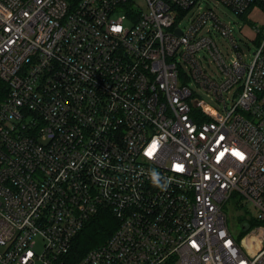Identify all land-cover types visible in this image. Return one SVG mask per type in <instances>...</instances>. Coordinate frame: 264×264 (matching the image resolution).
Returning <instances> with one entry per match:
<instances>
[{
  "label": "built area",
  "instance_id": "obj_1",
  "mask_svg": "<svg viewBox=\"0 0 264 264\" xmlns=\"http://www.w3.org/2000/svg\"><path fill=\"white\" fill-rule=\"evenodd\" d=\"M213 1L249 24L248 61L212 0H0V264H264V0Z\"/></svg>",
  "mask_w": 264,
  "mask_h": 264
},
{
  "label": "rangeland",
  "instance_id": "obj_2",
  "mask_svg": "<svg viewBox=\"0 0 264 264\" xmlns=\"http://www.w3.org/2000/svg\"><path fill=\"white\" fill-rule=\"evenodd\" d=\"M212 9L213 12L223 21L230 22L233 27V35L235 40L238 41V48L240 51L245 55L244 59L246 61L249 60L251 53L254 50V42H251L250 40L254 39L255 35L251 32L250 28L248 27L249 24L246 23V25L242 24L245 22L242 17L236 16L229 8L224 6L221 3H216L212 0ZM190 17V13H187L181 20L180 25L183 26L187 19ZM247 17L248 21L249 19L255 22L262 23L264 22V15L263 14H257V13H251ZM244 25L241 32L239 31L238 27L239 25ZM216 44L219 48V50L222 52L225 59L228 61L233 55V50L230 48L227 41L223 39H217ZM204 67L206 68L207 73L210 75V77L219 82L222 75L219 73L217 67L213 65V63L209 60L208 62H204ZM190 87L195 91L196 96L203 100L204 102L210 104L211 106L215 107L218 110H222L221 104L217 103L214 98L208 94L205 90H203L201 87L190 84ZM233 96L232 90L227 94L228 99H231ZM222 210L226 214V221L229 231L235 236V237H241L244 232L242 226L249 223L248 220H250L255 214L256 211L254 207L246 203L245 200L240 196H232L229 198L223 205Z\"/></svg>",
  "mask_w": 264,
  "mask_h": 264
},
{
  "label": "trees",
  "instance_id": "obj_3",
  "mask_svg": "<svg viewBox=\"0 0 264 264\" xmlns=\"http://www.w3.org/2000/svg\"><path fill=\"white\" fill-rule=\"evenodd\" d=\"M0 100L4 95L2 84L0 85ZM115 221L108 214H101L92 218L86 227L74 238L71 251V261L78 260L89 249L103 242L111 233Z\"/></svg>",
  "mask_w": 264,
  "mask_h": 264
},
{
  "label": "snow or ice",
  "instance_id": "obj_4",
  "mask_svg": "<svg viewBox=\"0 0 264 264\" xmlns=\"http://www.w3.org/2000/svg\"><path fill=\"white\" fill-rule=\"evenodd\" d=\"M232 152H233L234 155L239 156L241 159L243 158V154H242L241 152H239L238 150L233 149ZM148 154L151 155V154H152V151L149 150ZM220 155L223 156L224 153H221ZM218 159H219V157H218ZM175 167L180 168V167H182V166H181V165H175Z\"/></svg>",
  "mask_w": 264,
  "mask_h": 264
},
{
  "label": "water",
  "instance_id": "obj_5",
  "mask_svg": "<svg viewBox=\"0 0 264 264\" xmlns=\"http://www.w3.org/2000/svg\"><path fill=\"white\" fill-rule=\"evenodd\" d=\"M242 228H243V230H245L247 228V225L246 224L243 225Z\"/></svg>",
  "mask_w": 264,
  "mask_h": 264
},
{
  "label": "clouds",
  "instance_id": "obj_6",
  "mask_svg": "<svg viewBox=\"0 0 264 264\" xmlns=\"http://www.w3.org/2000/svg\"><path fill=\"white\" fill-rule=\"evenodd\" d=\"M153 178H155V174H153Z\"/></svg>",
  "mask_w": 264,
  "mask_h": 264
}]
</instances>
